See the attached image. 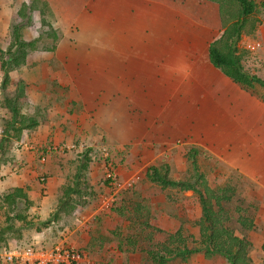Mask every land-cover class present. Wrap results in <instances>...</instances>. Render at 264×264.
<instances>
[{"label":"rangeland","instance_id":"1","mask_svg":"<svg viewBox=\"0 0 264 264\" xmlns=\"http://www.w3.org/2000/svg\"><path fill=\"white\" fill-rule=\"evenodd\" d=\"M24 1L30 0H0V53L10 42L12 25L18 20L17 10ZM254 1L258 12L253 15L264 23V0ZM41 2L44 0H40L39 5ZM45 2L48 7L42 8L44 15L39 10L33 11L32 23L22 31L24 39L38 40V48L27 56L25 65L11 73L9 88H14L19 81L31 86L28 101L21 103L22 111L30 114L40 106L46 115L49 107L56 106L60 112L64 111L59 117L64 119L65 116L64 121L72 120L81 127L74 118L85 114L83 109H87L86 103L93 101V95L100 100L101 84L109 80V74L113 76L112 80L125 83L126 86H122L128 92L124 105L128 108L125 118L117 117L125 106L120 104L116 113L113 108L111 115L114 117L109 119L102 106L97 104L92 112L97 119L95 126L88 124L87 129L80 130L76 126L73 130L65 128L63 137H68L70 142H63L58 147L64 148V156L52 154L48 161L41 158L44 153L38 143L34 139L36 144L31 141L33 130L28 132L31 135L28 141L25 137L20 142H0L2 164L18 171L29 166L28 169L36 171L43 180L47 177L53 181L56 191L62 189L58 180L71 183L78 161L82 165L87 155L93 191L84 205L58 220L52 213L47 218L39 215L40 211L24 213L21 203L18 207L21 210H17L27 216L22 223L2 201L6 191H0V246L16 242L44 248L59 240L68 245L66 241L70 239L87 238L83 247L73 246L83 253L82 248L86 249L88 243L87 248L94 259L90 264H154L147 257V250L155 248L170 233L181 228L188 245L194 247L199 240L196 222L201 214L197 194L190 190L161 188L146 176L148 167L166 163L173 179L191 178L198 169L213 188L231 185L232 197L223 205L231 219L225 220V224L235 234L250 241L252 264H264L258 230H248L238 221L239 215L249 219L254 216L255 184L220 165L217 133L209 138L208 131L200 134L202 129L194 127L199 121L205 120L211 125L217 119V113L213 112H205L207 116L202 118L198 102L204 94L202 88L205 86L207 90L217 80V72L209 64L206 52L208 42L221 33L216 6L210 0ZM51 34L56 35V39ZM118 43L127 48L136 47L140 52L148 48L154 50L152 63L146 58L148 61L143 62L146 65L140 68L135 65L133 70H126L123 57L117 53ZM246 44L245 41L239 47L242 64L250 70L255 69L257 65L253 64L259 61V54H263L262 44H255L253 48ZM141 57L144 59L146 55ZM1 79L0 69V83ZM91 87L98 89L93 92ZM256 90L260 92L262 88L258 86ZM89 95L91 98L85 103L84 99ZM108 104L106 100L105 105ZM163 107L167 110L165 114L161 113ZM9 116V111L0 105V140ZM183 123L189 125L186 127L190 132L188 138L180 136ZM175 135L177 139H174ZM141 138L152 143V149L141 154L129 151L133 140L139 142ZM51 140L52 133L47 138V141ZM191 148L197 150L196 168L188 156ZM109 164H112L110 177L107 176ZM118 167L125 170L124 176L117 172ZM54 201L51 200V204ZM8 216L11 219H7ZM35 233L39 235L33 238ZM167 264L229 263L222 255L206 257L203 252H196L186 261L173 258Z\"/></svg>","mask_w":264,"mask_h":264},{"label":"trees","instance_id":"2","mask_svg":"<svg viewBox=\"0 0 264 264\" xmlns=\"http://www.w3.org/2000/svg\"><path fill=\"white\" fill-rule=\"evenodd\" d=\"M39 1L22 2L16 13L18 20L11 28L10 42L6 49L0 53V69L2 72L0 105L6 108L10 114L3 125L1 143L5 140L21 141L26 131L34 129L39 124V109L30 114L24 113L21 109V103L24 100L28 101V86L23 81H19L14 88H9L12 83L11 72L25 65L27 56L38 48V40L36 38L32 40L24 39L22 31L32 23L31 13L33 11L39 10L44 15L45 12L43 13L44 9L42 8L48 6L45 1L41 2L42 5H39ZM210 1L219 5L223 31L217 39L209 44V62L244 88L253 89L256 85L264 87L262 78L250 74L244 69L242 64L243 55L239 50L243 37L252 33L261 21L259 18L255 19L253 15L258 12V10L256 11L257 4L254 0ZM51 35L56 39V35ZM196 155L197 150L191 148L188 156L191 158L193 168L197 166ZM85 157L86 162L81 165L71 181L72 183L63 186L59 194L56 211L52 214L55 220L61 218L63 214H69L77 206L84 205L87 196L93 194L88 180L85 179L86 174L84 172L88 168L90 158L87 155ZM197 170L193 172L194 176H191V178L177 180L170 177V166L166 163L148 167L146 176L149 180L158 184L161 188L193 191L198 196L201 208V214L196 222L199 235L196 246L190 247L188 245L187 237L179 228L170 233L164 241L158 243L155 248L147 250L148 258L154 264H166L173 258L186 261L193 253L203 252L206 257L215 254L222 255L229 264H252L249 256L250 241L246 237L235 234L233 229L225 224V220L230 221L231 219V215L223 206L232 197L231 185L225 184L213 188L209 185L204 174ZM2 201L14 213L15 219L21 221L27 219L23 212L17 210L20 202L24 204L25 209L30 205L24 188H13L4 194ZM136 206L134 204L135 208ZM7 219H11V217L8 216ZM238 221L246 229L253 227V220L243 215H239Z\"/></svg>","mask_w":264,"mask_h":264},{"label":"crops","instance_id":"3","mask_svg":"<svg viewBox=\"0 0 264 264\" xmlns=\"http://www.w3.org/2000/svg\"><path fill=\"white\" fill-rule=\"evenodd\" d=\"M44 1H47L48 3V0ZM210 3L216 6V15L219 20V26L221 29L220 32L222 33L223 27L219 5L216 2L212 1H210ZM70 11L72 12V10ZM186 18L187 17L184 18L182 23H184ZM221 33L218 34V37L221 35ZM215 39L208 42V46L206 49L207 56L209 44ZM245 41L247 42L246 46L248 48L258 46L257 43H259V45L262 44L261 50L263 51V54L262 56L261 54H259V61H256V63L253 64L257 65V68L250 70L248 67H244V69L250 74L262 78V80L264 81V23L260 22L252 33L245 36V38L241 40L242 43H244ZM117 51L118 56L123 57L122 60L124 61V68L128 71L133 70V66L135 65H137L139 68L143 64L146 65L143 62L148 61L147 59H149L150 61L151 59H154L151 57L154 50H150V48H148L147 51L145 50L143 52H140L136 50V47L127 48L125 46L123 47V44L120 45L118 43ZM142 54L146 55L144 59L141 57ZM156 62L157 61H155V63ZM209 64L217 72V80L213 81L214 84L208 86L207 90L205 86L202 88L204 90V94L198 102L201 104L200 112L202 113V118H206L207 115L205 114V112H213L214 114L217 113V119L212 122V126L206 124L205 120H203L202 122H197V125H194V127L202 129L199 132L200 134L208 131L209 138L215 137L217 133V159L219 160L220 165H223V167L228 171L237 172L239 176H242L246 180L251 181L255 184L253 197L256 199V202L254 203L256 211L253 218H251L253 220V227L248 230H254L255 228L258 230L259 236L261 238V240L259 241V247L264 255V87L256 85L253 89L244 88L237 82L226 76L220 69L215 68L210 62ZM153 65L157 66V64ZM165 65L168 64L165 63ZM243 66L245 65L243 64ZM107 77L109 78V80H104L101 84L102 95L100 100L99 97L96 98V96L93 95V101H91L90 103H86L91 98L90 95L86 96L84 102L88 105V107L87 109H83L85 114L82 113L81 115H77L74 118V122H76V120L78 119V124H80L81 127H78L77 124L72 123V120L69 122L64 121V119L66 118L65 116L64 119L63 117H59L61 116V113L64 112H60L59 107H49V109L47 110V114L45 115L44 109L38 106L36 109H39V124L34 129L26 131L21 141H24L25 137L28 141V139L31 138L32 135L31 141H33L34 144H36V142L38 143L37 146L41 147V152L45 154V161H48L55 155L64 156V148H59V150L58 147L63 142H70L68 140V137H63V131L65 128L73 130V128L76 126V129L80 130L81 128L87 129L88 124L89 126H92L93 124L95 126L94 122L97 119L95 116H93L94 113L92 112H94V108L97 107V104H100L102 106V110L106 112L109 119L114 117V115H111V110L113 108H116V110H112L114 111V113H116L119 110L121 104V107L125 106V108L123 109L124 111L122 110L121 112H118L117 117L125 118L126 110L128 108V106L126 107V104L124 105L125 97L127 95L126 93L128 92L124 87L126 85L125 83H120L117 79L112 80L111 77L113 76L110 74ZM123 77L124 76H122V78ZM27 86L29 89H31L30 85ZM258 86L262 88V91L256 92L258 90H256ZM97 89L98 88L96 87H91V91L93 92H96ZM95 99L98 100L95 102ZM106 100L109 103L108 106L105 105ZM77 103L80 104V101L77 100ZM165 112L167 113V110L165 107H163L161 113L165 114ZM72 116L74 117L75 115L73 114ZM72 116L69 115L68 117L72 118ZM187 126L189 125L184 123L183 126H181V137L188 138L190 132L188 130L189 128H186ZM32 130L33 134L30 135L28 132ZM79 130H77V132ZM51 133L53 134V140L47 141V138ZM175 137L176 135L174 136V139H177ZM141 139L139 142H137L136 139H132L133 145L129 147V151L135 152L136 154H141L145 151H148L149 149H152L150 148V145L152 143L143 141V138ZM48 144H50V146H47ZM117 146L120 147L121 145ZM78 164L76 166V172H74L73 174L74 176L81 168L79 161ZM28 168H23L18 171L9 168L7 164H2L0 162V191H6L5 193H7L15 187L24 188L30 201V205H28L26 209L24 207V213L28 210L29 212L33 211L37 213L38 211H40L39 215L43 217L46 216L47 218V216H49L48 214H53L56 211L59 194L62 189L56 191V184L53 181H51L47 177H45L46 181L43 180L44 178L39 177V174L36 171L29 170ZM118 168L116 169L117 172L124 176L125 170H122L121 168H119L118 170ZM89 170L90 167L88 165L87 170L84 172L86 174L85 179L88 180L91 186V182L88 177ZM94 173H96L95 170ZM94 178L95 174L93 177H91V180L93 181ZM58 181L59 183L66 185V181L64 179ZM61 184L59 185L63 188V186L65 185ZM53 199H55V201L53 204H51V200ZM38 202L41 203L39 207ZM21 203L22 202H20L19 204ZM69 214H63L61 215V217L67 216ZM24 215L26 216V214ZM19 222L22 223L21 220H19ZM35 234L32 235L33 238L38 237L39 235V233H37L36 235ZM84 240L87 241V238H84ZM84 240L77 241L70 239V241H66V243L71 247L76 246L77 248H80L83 247L82 245L84 244ZM54 245H64V241L59 240V242H56L51 247L44 248L50 249L54 247ZM87 246H89L88 243ZM87 246L86 249L82 248L83 250H85V252H81L82 258L78 261L77 264H90L92 261H94ZM39 247L42 248L43 246L40 245Z\"/></svg>","mask_w":264,"mask_h":264},{"label":"built area","instance_id":"4","mask_svg":"<svg viewBox=\"0 0 264 264\" xmlns=\"http://www.w3.org/2000/svg\"><path fill=\"white\" fill-rule=\"evenodd\" d=\"M41 158L44 160L45 154ZM111 172L112 164H109L108 177ZM81 258V252L69 245L46 249L32 243L21 245L15 242L0 246V264H77Z\"/></svg>","mask_w":264,"mask_h":264}]
</instances>
